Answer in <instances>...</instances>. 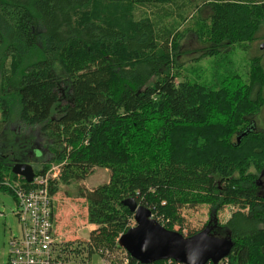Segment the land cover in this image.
<instances>
[{
	"label": "trees",
	"instance_id": "16d2710c",
	"mask_svg": "<svg viewBox=\"0 0 264 264\" xmlns=\"http://www.w3.org/2000/svg\"><path fill=\"white\" fill-rule=\"evenodd\" d=\"M192 12L197 39L222 49L257 37L264 0H0V73L10 55L4 79L15 83L14 97L0 98V137L13 110L18 124L0 149V181L16 178L11 165L30 163L44 136L51 156L33 170L62 163L53 196L95 167L109 171L106 183L77 188L95 227L83 243L63 242L73 261L107 251L124 264L117 239L134 222L122 201L133 198L168 229L183 226L185 208L232 206L211 230L233 243L216 264H264V132L249 126L264 106V69L255 58L240 87L176 81L179 32L162 21Z\"/></svg>",
	"mask_w": 264,
	"mask_h": 264
},
{
	"label": "rangeland",
	"instance_id": "374dc122",
	"mask_svg": "<svg viewBox=\"0 0 264 264\" xmlns=\"http://www.w3.org/2000/svg\"><path fill=\"white\" fill-rule=\"evenodd\" d=\"M162 22L166 28H175L179 32V35L176 34L175 36L177 48L172 51V57L176 55L175 61L179 64L178 69L181 75V78L178 76L176 81L198 82L213 89H219L227 83L235 86H239V84H241L240 86H245L250 81L248 71L255 58L258 59L264 69V20L255 39L241 44H231L225 48L222 45V49L215 46L206 36L202 37L201 40L197 39L195 34V31H197V15L193 12L185 21H180L175 15H169ZM38 42L40 44V39H38ZM3 69L4 76L0 73V98L7 97L6 99H8L9 97H14L15 90L14 81L10 80L7 82L4 79L5 76L9 77L12 74L10 55L4 60ZM9 78L11 79V77ZM15 113L13 110L3 139L0 137V149H2L4 143H10L15 136L13 130L18 126ZM250 119L255 121L260 127L264 123V106L257 116H251ZM258 127L256 130L264 132V126L262 128ZM19 128L23 130L22 127ZM42 139L36 142L35 148L36 151H39V154L35 153V158L30 160L32 167L34 164L39 166L38 161H40L39 158L41 156L45 159L51 156L47 152L49 149L47 145L48 139L45 136ZM108 178L109 171L107 169L95 167L82 180L68 184L60 183L58 191L54 194L53 209L57 235L61 237L63 242L83 243V241L87 240L88 234L92 230L90 228L93 225L87 221V203L83 197L77 196V188L82 191L90 190L106 183ZM261 181L263 184L264 176ZM212 208V206L204 204L181 210L183 226L175 224L170 230L178 231L177 228H179L185 236L190 231L200 230V228L208 224L207 220L211 219V210H214ZM16 209L17 204L13 195L0 191V212L3 213V215H0V264L7 263L9 258L10 239L13 236L16 238L22 236L21 225L14 214ZM234 209L232 206H224L220 210H215L216 225L217 223L219 225L226 222ZM151 217L154 219L155 215L151 214ZM160 224L165 225V222ZM81 261H84L83 258L77 259L75 264H81ZM91 263L98 264L99 258L93 255Z\"/></svg>",
	"mask_w": 264,
	"mask_h": 264
},
{
	"label": "built area",
	"instance_id": "2783aa9c",
	"mask_svg": "<svg viewBox=\"0 0 264 264\" xmlns=\"http://www.w3.org/2000/svg\"><path fill=\"white\" fill-rule=\"evenodd\" d=\"M61 164H51L45 171L34 173L30 182L20 176L11 180L3 177L0 181V191L12 194L16 201L17 209L14 214L22 229L20 238L13 236L9 241L7 264L76 263L62 250L63 240L57 235L55 228L54 196L51 189L59 179ZM1 214L3 215L2 212ZM126 252L123 250L119 254L124 264L128 262ZM97 257L98 264H111L113 260V256L109 257L107 251ZM166 261V264H183L172 259ZM89 263L92 264L91 259Z\"/></svg>",
	"mask_w": 264,
	"mask_h": 264
},
{
	"label": "water",
	"instance_id": "95a60500",
	"mask_svg": "<svg viewBox=\"0 0 264 264\" xmlns=\"http://www.w3.org/2000/svg\"><path fill=\"white\" fill-rule=\"evenodd\" d=\"M245 134L244 131L236 136V143ZM10 171L26 182H30L34 175L33 167L28 162L16 161L11 165ZM122 203L132 212L134 223L119 235L117 244L141 263L172 259L183 264H205L208 261L216 264L232 248L230 237L211 234L212 228L216 227L213 213L208 224L201 230L185 236L176 230L165 228L151 217L148 208L137 204L133 198H126Z\"/></svg>",
	"mask_w": 264,
	"mask_h": 264
},
{
	"label": "flooded vegetation",
	"instance_id": "af4514ba",
	"mask_svg": "<svg viewBox=\"0 0 264 264\" xmlns=\"http://www.w3.org/2000/svg\"><path fill=\"white\" fill-rule=\"evenodd\" d=\"M253 120H254V119H253ZM249 126H250L251 128H253V129H257V127H258V125L256 124V122H255V121H252V120H251V124H250ZM262 126H264V123H262L261 126L258 127V128H262ZM263 184H264V183H263ZM263 184H262V185H263ZM213 211H214V212H213ZM212 213L215 215V210H211V214H212ZM211 214H210V217H211ZM215 216H216V215H215ZM212 217H213V216H212ZM207 222H209V219L207 220ZM207 222H206V223H207ZM204 226H205V225H204Z\"/></svg>",
	"mask_w": 264,
	"mask_h": 264
},
{
	"label": "crops",
	"instance_id": "0c3cea01",
	"mask_svg": "<svg viewBox=\"0 0 264 264\" xmlns=\"http://www.w3.org/2000/svg\"><path fill=\"white\" fill-rule=\"evenodd\" d=\"M94 227H95V226L93 225L90 229H94Z\"/></svg>",
	"mask_w": 264,
	"mask_h": 264
}]
</instances>
